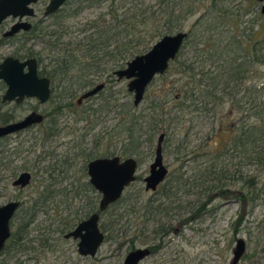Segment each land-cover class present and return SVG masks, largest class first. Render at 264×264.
I'll return each mask as SVG.
<instances>
[{
  "label": "rangeland",
  "instance_id": "1",
  "mask_svg": "<svg viewBox=\"0 0 264 264\" xmlns=\"http://www.w3.org/2000/svg\"><path fill=\"white\" fill-rule=\"evenodd\" d=\"M48 2L49 0H41L33 6L35 18L32 22L37 24L39 30L36 32L37 38L23 48L18 44L10 48L0 45V63L7 57L14 56L23 60L27 54L35 53L41 62L40 69L49 71L53 59L71 53L76 56L80 65L70 69L67 81L61 84L57 80L53 82L52 97L47 104L40 105L29 99L20 107L15 108L10 103L1 109L2 112L13 111L15 121L23 119L31 111L40 113L46 119L37 127L0 142V206L9 201L22 202L11 227L12 234H16L23 217L22 210L32 204L30 197L38 196L42 184L48 181L51 168L60 167L64 161H70L72 169L66 173V179H61L63 175L55 178L63 181V186L69 185L70 188L73 183L79 197L73 200L68 198L67 202L56 209L53 203H47L45 210L48 214L40 213L29 228L31 234L27 239L33 242L32 245L37 250L16 252L8 244L10 249L1 254L0 264H123L130 251L131 239H136V249L154 246V251L141 264H231L237 239H242L246 244V252L238 264H264V166H242V179L236 177L229 183L232 192L237 191L233 194L211 193L209 190L213 186L212 182L198 181L200 175H205L203 168L207 162L206 152L214 141L228 137L226 133H222L218 139L219 125H223L226 131L238 130L241 116L237 112L228 116L227 113L232 108L229 98L224 99L223 106L218 105L215 117L212 112L197 117L194 120L197 125L187 136V131L179 129L176 120H170L167 115L162 118L163 127H167L163 131H152L151 126L146 125L149 117L152 115L155 118L158 112L175 114L179 97L183 96L179 89L184 87L190 93L193 81H198V74L193 80L189 73L191 68L198 72L201 70L197 61L200 54L194 50L193 44L185 42L183 45L180 62L188 68L186 72L179 75V66L170 63L168 73L155 77L147 87L142 103L137 107L127 106L133 104V94L127 90L128 82H118L113 76L115 70L125 68L126 63L142 52L149 51L160 40L159 37L151 40L150 36L161 27L164 11L169 12L175 6L173 19L182 11H190L191 14L182 21L180 30L188 34L206 11L214 13L210 1L174 0L176 3L170 1L167 7L162 0H69L60 13L53 17H43ZM226 2L225 6L231 12H238L236 14L239 17L227 16L219 22V19L215 20L217 16L214 13L211 23L216 22V25H222L224 29L230 27L229 32L237 34L238 38L247 36L248 32L243 31L246 27H253L255 32L263 31L264 36V17L260 14L258 2ZM10 24L11 21H7L6 26ZM54 32L57 33L55 36L52 34ZM93 33L94 36H90ZM59 35L63 36L52 48ZM93 37L100 42L104 51L98 55L101 62L90 59L91 51H81L87 50V39ZM142 38L144 41H151L147 44L146 41L143 42L141 47L135 46ZM106 40L109 41L107 49ZM119 41L124 42V47L128 50L123 56L120 55L122 47L117 48ZM197 48H202L201 44ZM259 70L263 72V68ZM76 77L78 81H75ZM257 79H253V82L257 83ZM90 81L93 86L84 88ZM101 83L105 87L100 90L99 95L77 104L84 92ZM3 93L4 88L0 86V98ZM58 105L64 107L58 116H54V109ZM151 106H156L157 112L153 113ZM133 116L134 121H143L142 132L136 134L142 144L138 150L139 155L131 157L139 164L136 173L138 179L123 194L129 200L116 208L117 213H131L123 215L117 227L112 226L114 211L108 212L105 217L101 216L100 229L104 226L110 232L105 233V242L96 257L84 258L77 252V242L63 236L79 223L89 201L97 200L99 195L96 191L91 192L82 187L89 179L86 175V159L118 156L125 160L128 156L123 154V145L127 134L123 130L127 119ZM155 124L156 121L152 128ZM187 127L189 121L185 125L186 129ZM51 128L53 131L55 129L56 134L47 139L46 134ZM160 134H165L163 163L169 174L155 192L146 191L143 180L149 175ZM22 172H30L32 181L26 189L19 191L12 187V182ZM179 178L182 181L178 190L168 191V183L174 184ZM243 178L250 181L253 179L254 185L246 184L244 187L241 183ZM188 179L190 183L187 185L183 181ZM240 193L247 195V202L240 200ZM248 197L254 199L253 203L248 201ZM53 224L52 229L59 227L64 234L54 232L48 236V227ZM162 226H170V233L163 235L165 229ZM43 244L48 247L42 248Z\"/></svg>",
  "mask_w": 264,
  "mask_h": 264
},
{
  "label": "trees",
  "instance_id": "2",
  "mask_svg": "<svg viewBox=\"0 0 264 264\" xmlns=\"http://www.w3.org/2000/svg\"><path fill=\"white\" fill-rule=\"evenodd\" d=\"M162 1L166 3L165 5L167 7V4L170 3V1L174 2V0ZM209 1L211 9L215 14L211 11H206V13H204L203 16L197 20L195 28L191 33H188V36L185 39V42H191L193 44L192 47L195 48L194 50L198 51L199 53H197L200 54L197 61H199V65H201V70L198 72L191 68L189 71L193 80L195 79L196 74L200 76L198 81H193L194 85L190 93L184 87L179 89L180 95L183 96L179 97L180 100H178L179 102L176 106L175 110L177 111L175 114H172L171 112H158L155 118L152 115L149 117L148 122L146 121V125L151 126L150 130L152 131H163L164 128L167 127H163L162 118L167 115V118H170V120H176V124L179 126V129L187 131V136L190 135V132L193 130L194 126L197 125L194 123V120H197V117L202 116V114L208 115L211 112L213 113V117H215L218 114V105L221 104L223 106L224 99L229 98L232 108L227 113L228 116L234 114L235 112L241 116L238 121V130L226 131V128L223 125H219V130L217 132L218 139L222 133H226L228 137L227 139L214 141L212 147H210L209 151L206 152L205 157H207V160L205 161L207 162H205V166L203 168L205 175H200L198 181L202 183L212 182L213 186L209 190L211 193L218 192L220 195L224 193L233 194L234 192L237 193V191L232 192V188L229 186V183L232 182V180H235L236 177L242 179V173H240L242 166L255 165L257 168L264 166V36L262 35L263 31L257 30V32H255L253 27H246L243 29V31L246 33L248 32L247 36L238 38L237 34L232 35L231 32H229L230 27L224 29L222 25H216V22L211 23L210 20L214 18V15L217 16L215 20L219 19V22H221V20H225L227 16L234 17V15H236L239 17V14H236L238 12H231L232 10L225 6L227 4L226 0ZM174 3L173 5H175ZM164 13L165 15H163V23H161L162 25L158 28V31H155V33L150 36L151 40L155 39L156 37L162 39L163 36L172 35L173 32L176 31L180 32L182 28V21L185 20L186 16L191 14L190 11H182L179 16L176 14L175 18L173 19L172 17L175 14V6H172L169 12L164 11ZM160 21L161 19L159 18L158 22L160 23ZM242 23L246 24V22ZM94 33L90 36H94ZM96 34L97 32L95 35ZM61 37L62 35L55 39V44L51 46L52 48L55 47L56 42ZM87 40V50L81 51H91L89 54L90 59L101 62L102 59H100L98 55L100 56L104 51H102L100 42L96 41V38L94 37L93 39L90 38ZM151 40H145L146 44ZM145 41L142 38L135 46L141 47ZM119 42L120 43L117 48L122 47L120 55L123 56L128 52V50L124 47V42ZM105 44V49H107L109 41L106 40ZM200 44L202 48H197ZM79 48H81V46H79ZM115 50L116 48H114L113 51ZM143 53L144 52L141 54ZM120 55L118 57H120ZM182 56L181 50L178 54V57L174 59L173 62H171V64L174 63L177 67L179 66V75L185 73L186 69H188L183 65V63L180 62ZM50 65H52L51 69L47 73L44 71L42 73L43 75L47 74L53 81H55L57 78H60L61 80L70 78V69L77 68L80 63L77 58L69 56L68 61L67 59L63 61L62 58L53 59ZM259 68H263V72H261ZM169 70L170 67L164 74L166 75ZM256 77L258 78V81L257 83H254L253 79H256ZM75 81H78L77 77L75 78ZM91 82L92 81L86 83L84 88L89 87ZM181 90L183 91L181 92ZM127 106L131 108L134 105L127 104ZM1 109L2 107L0 103V110ZM150 110H152L153 113L157 112V107L151 106ZM59 113H61V107L54 109V116H58ZM187 116L190 117L186 120ZM12 119L13 116H7L6 114L0 116V122L4 124L8 121H11ZM134 119V116L129 117L125 123L126 128L123 130L124 133L127 134L126 142L123 145V154L128 156L127 158L139 155L138 150L142 145L139 143L140 141L138 140L136 134L142 132L143 121L138 120L137 122L134 121ZM155 121V127L152 128ZM187 121H189V127L186 129L185 125L187 124ZM52 123L54 124V121ZM55 134V129L53 131L51 128L50 132L46 134V138L49 139ZM164 143L165 141L163 140V145ZM93 159L94 157H87L86 161L90 162L93 161ZM69 162L70 161H64L60 167L51 168L52 171L48 175V181L42 184L43 187L41 188V192L35 198L34 196H31V206L22 210L24 213L20 222L21 224L18 228V231L16 232L17 235L14 233L12 234L2 253L10 249L8 244H11L12 249L16 250V252L36 251L37 248L32 245L33 242L27 239L31 234V230L29 228L33 223H35L40 213L43 212L48 214V212L45 210L47 203H53V206L56 209V207L58 208L59 206L63 205V203L67 202L69 199L73 200V198L79 197V194L74 189L73 183L71 185L72 188H70L69 185L63 186V181L61 182L55 178L57 175H63L61 179H66V173L72 169V164ZM54 166H56V164H54ZM137 179L138 177L136 180ZM252 180L253 179L250 181L243 178L241 183L244 185V187L246 184H248V186H253L255 181ZM181 181L182 178H179L178 181H174V184L168 183V191L174 190L176 188L178 190V186ZM183 182L187 185L190 183L189 179ZM82 187L88 191L90 190L91 192L95 191L93 188H91L88 182L83 183ZM39 188L40 187H38V189ZM240 195V197L238 196L240 200L242 202H247V195L245 193H240ZM98 198L95 201H89L87 210L81 214L82 216L79 218V222L83 221V219L92 213L94 214L97 212L98 203L100 201ZM127 200L129 199L125 197V195H122V198L116 202V204L109 206L106 212L102 213L101 216L105 217L108 212L114 211L115 214L112 212V226L117 227L119 222L123 219V215H126L128 211L117 213L116 208L121 203H126ZM253 200L254 199H249L248 197L249 202L253 203ZM128 213L130 214L131 212ZM191 213H193V211ZM53 226L54 224L48 227V236L52 235L54 232L64 234V232L61 231V228L57 227L52 229ZM162 228L165 229V231L162 233L163 235L169 234L171 231L170 226H162ZM101 230H104V235L105 233L110 232V230L105 229L104 226H101ZM24 240H26V243ZM135 241L136 239H131L129 241L130 251L136 249ZM46 247L48 246H44L42 248ZM149 249H151V252H153L154 246H150Z\"/></svg>",
  "mask_w": 264,
  "mask_h": 264
},
{
  "label": "water",
  "instance_id": "3",
  "mask_svg": "<svg viewBox=\"0 0 264 264\" xmlns=\"http://www.w3.org/2000/svg\"><path fill=\"white\" fill-rule=\"evenodd\" d=\"M40 0H0V25L8 19L18 20L5 36H12L18 30H28L30 24L22 21V18L34 16L35 5ZM68 0H51L46 6L45 16L53 14L60 9ZM263 3L261 13L264 15V0H255ZM188 34L178 32L172 35L163 36L154 43L149 51L141 56H136L131 62L114 72L118 82H128L127 90L133 94V105L139 106L145 95L147 87L155 77L162 76L168 69L171 62L178 57L182 50ZM0 82L6 85V91L2 103L20 104L26 99L37 100L39 104H46L50 99V83L48 78H40L37 73V62L35 59L20 62L15 58H5L0 63ZM104 84L82 94L77 103L89 100L100 93ZM43 121L39 113L31 112L26 118L16 123L0 126V139L6 136L15 135L35 126ZM164 134L159 135L155 149V156L149 168V175L143 180L146 191L155 192L168 177V170L163 163L162 145ZM87 177L89 185L95 189L100 196L98 203L99 213H104L109 206L116 204L131 184L136 182L139 164L136 159L118 156L93 159L87 164ZM30 173H22L13 182V187L26 188L31 182ZM20 203L10 201L0 207V254L11 237L10 221L15 212L19 209ZM100 218L97 213L80 223L74 230L65 235V239H73L78 242L77 252L86 258H95L99 248L105 242L104 233L99 230ZM246 252V244L242 239H237L232 252L231 264H238ZM151 254V249L139 248L130 251L124 258L123 264H141Z\"/></svg>",
  "mask_w": 264,
  "mask_h": 264
},
{
  "label": "flooded vegetation",
  "instance_id": "4",
  "mask_svg": "<svg viewBox=\"0 0 264 264\" xmlns=\"http://www.w3.org/2000/svg\"><path fill=\"white\" fill-rule=\"evenodd\" d=\"M41 1V0H40ZM51 0H49V2H50ZM69 1V0H68ZM67 1V2H68ZM255 1V0H254ZM39 2V1H38ZM48 2V3H49ZM67 2H65L64 3V5L67 3ZM255 2H257V1H255ZM48 3H47V5H48ZM259 3V2H258ZM260 4V8H261V6L263 5V3H259ZM36 5V4H35ZM46 5V6H47ZM64 5L62 6V7H60V9L59 10H57L56 12H54L53 14H50V15H48V16H45V11H46V6H45V10H44V13H43V17H53L55 14H57V13H60L61 11H62V9H63V7H64ZM33 6L34 5H32V8H33ZM34 9V8H33ZM260 14H261V16L262 17H264V15L261 13V10H260ZM35 18V9H34V16L32 17V18H22V21H24V22H26V23H28V24H30V27H29V29L28 30H18L19 32H17V33H15V34H13L12 36H10V37H8V36H5V34H7L10 30H11V28H12V26L14 25V24H16L17 23V21L18 20H15V19H13V18H8V19H6V20H4L2 23H1V25H0V45L2 46H5V47H8V48H10V47H12V45H14V44H18V45H20L19 47L20 48H23V46L25 45V44H29V42L30 41H34V38H37V36L38 35H36V32H38L39 30H38V27H37V24L35 25V24H33V19ZM7 21H11V24L10 25H8V26H6V24H7ZM54 36L57 34V33H52ZM53 36V37H54ZM60 36V35H59ZM63 36V35H62ZM58 37V36H57ZM78 51V50H77ZM69 56H71V57H75L76 58V56H74V55H72L71 53H70V55H65L64 57L62 56L61 58L63 59V61L64 60H66L67 59V61H68V59H69ZM8 58V57H7ZM10 58H15V59H17V60H19L20 62H24V60H28V59H35V61L37 62V73H38V76L40 77V78H48L49 79V83H50V94H51V92H52V87H53V80L46 74V75H43V71L44 72H48L47 70H45V68H43V70L42 69H40V65H41V62L39 61V59H38V56H37V54H33V53H29V54H27L26 56H24V58H23V60H21V59H19V58H16V57H10ZM60 58V59H61ZM4 60V59H3ZM57 81L58 82H60V84L61 83H63V81H67V79L66 80H61L60 78H57ZM101 84H104V83H101ZM0 85L4 88V93H5V91H6V85H4L2 82H0ZM61 86V85H60ZM59 86V87H60ZM90 86H93V83H91L90 84ZM96 86H98V85H96ZM96 86H94V87H96ZM94 87H92L91 89H93ZM104 87H105V84H104ZM91 89H89V90H91ZM88 90V91H89ZM87 92V91H86ZM86 92H84V93H86ZM4 93H3V95H4ZM83 93V94H84ZM2 95V97H1V99H0V103H1V107L2 108H4L3 106H5L6 104H10V103H2V99H3V96ZM51 97H52V94H51V96H50V99H51ZM49 99V100H50ZM27 100H29V99H26L25 101H23L22 103H20V104H16V103H12L13 104V106L16 108V107H20V106H22ZM31 100H34V99H31ZM35 101H37V100H35ZM37 103H38V101H37ZM39 104V103H38ZM47 104V103H46ZM78 104V103H77ZM80 104H82V103H80ZM80 104H78V105H80ZM41 105V104H40ZM42 105H45V104H42ZM69 106V105H68ZM58 107H61V109L64 107V106H62V105H58ZM58 107H56V108H58ZM12 112L13 111H5V112H2V110H0V116H2V115H7V116H13V114H12ZM31 112H34V111H31ZM31 112H29V113H31ZM28 113V114H29ZM35 113H38V112H35ZM28 114H26V115H28ZM40 114V113H39ZM41 115V114H40ZM43 116V115H42ZM26 117H24L23 119H25ZM23 119H20V120H16L15 121V117L13 116V119L11 120V121H8V122H6L5 124H10V123H16L17 121H21V120H23ZM46 118L43 116V121L41 122V123H39V124H42L43 122H44V120H45ZM5 124L4 123H2V122H0V126H5ZM38 126V124L37 125H35V126H31L30 128H28L27 130H31V128H33V127H37ZM27 130H25V131H27ZM23 132V131H22ZM20 133V132H19ZM16 135V134H15ZM10 136H12V135H10ZM10 136H6L5 138H1L0 139V142H2V141H5L6 139H8V137H10ZM94 159H97V158H94ZM91 162V161H90ZM90 162H87V164L88 163H90ZM87 164H86V166H87ZM85 166V167H86ZM22 173H28V172H22ZM22 173H20V174H22ZM30 173V172H29ZM28 173V174H29ZM20 174H18V176L15 178V179H17L18 177H19V175ZM30 175H31V173H30ZM86 175H87V167H86ZM31 177H32V175H31ZM14 179V180H15ZM14 180H13V182H14ZM31 180V179H30ZM32 181V180H31ZM13 182H12V187H13ZM31 183V182H30ZM88 183H89V179H88ZM74 185V184H73ZM15 189H18L19 191H23L24 189H26V188H23V189H21V188H16V187H14ZM92 188V187H91ZM95 190V189H94ZM100 198V197H99ZM10 202V201H9ZM14 202H19V201H14ZM20 203V207H19V209L15 212L16 214L13 216V218H12V220L10 221V234H11V236H12V232H11V227H12V222H13V220L15 219V217H16V215H17V212L20 210V208H21V206H22V202H19ZM8 204V203H7ZM4 205H6V204H4ZM4 205H2V206H4ZM1 207V206H0ZM98 215H99V218H100V221H101V214L102 213H99V209L97 208V212H96ZM95 214V213H94ZM93 213L91 214V215H89L88 217H86L85 219H83V221H81V222H79L78 224H76L75 226H74V228L75 227H77L80 223H82V222H84L86 219H88L90 216H92V215H94ZM100 221H99V224H98V227H99V230H101L100 229ZM74 228H72L71 230H69L68 231V233H70V232H72L73 230H74ZM102 231V230H101ZM103 232V231H102ZM68 233H66V234H68ZM66 234H64V236H63V238H65V235ZM11 238V237H10ZM10 238H9V240H10ZM8 240V241H9ZM73 240V239H72ZM8 241L6 242V244L8 243ZM76 241V240H75ZM77 242V241H76ZM5 244V245H6ZM77 244H78V242H77ZM6 247V246H5ZM4 247V248H5ZM149 249V248H148ZM4 250V249H3ZM2 253V252H1ZM0 257H1V254H0Z\"/></svg>",
  "mask_w": 264,
  "mask_h": 264
}]
</instances>
